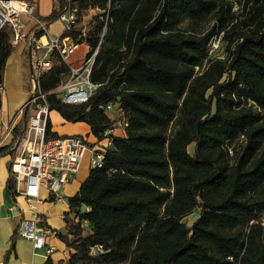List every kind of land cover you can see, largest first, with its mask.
I'll return each instance as SVG.
<instances>
[{
  "label": "trees",
  "instance_id": "16d2710c",
  "mask_svg": "<svg viewBox=\"0 0 264 264\" xmlns=\"http://www.w3.org/2000/svg\"><path fill=\"white\" fill-rule=\"evenodd\" d=\"M57 1L59 9L42 17L49 24L65 6ZM74 2L79 15L107 9L81 39L90 52L100 46L91 74L100 85L78 104L49 94L50 111L86 122L101 140L117 121L105 109L113 103L128 126L69 197L58 232L70 250L65 264H264V0L241 4L240 28L228 0ZM214 10L212 26L199 30ZM216 35L227 42L223 57L210 55ZM13 48L10 28L0 26V87ZM68 72L56 55L43 87ZM29 114L26 106L0 157L16 154ZM52 127L49 116L46 135L60 136ZM239 136L244 142L232 152L228 142ZM8 187L15 199L11 175ZM196 209L188 225L183 218ZM96 245L104 250L92 253Z\"/></svg>",
  "mask_w": 264,
  "mask_h": 264
},
{
  "label": "built area",
  "instance_id": "2783aa9c",
  "mask_svg": "<svg viewBox=\"0 0 264 264\" xmlns=\"http://www.w3.org/2000/svg\"><path fill=\"white\" fill-rule=\"evenodd\" d=\"M108 15V14H107ZM58 21L62 27L53 32L49 24L36 11V0H0V26L7 25L11 30L12 44L25 42L31 45L32 88L28 101L16 111L12 120L0 131V143L13 132L24 113L30 107L25 132L21 138L16 154L10 164L11 176L15 181L17 196H22L28 208L23 209V216L18 224L17 233L33 243V247L45 248L52 253L54 247L48 243L49 238L58 236V230L51 227L38 206L43 201L42 189L47 190L53 199L60 200L59 191L79 172L83 159L90 155V164L101 166L106 149L113 143L114 130L119 124L124 130L128 121L124 111L115 109L108 103L106 111L116 112V124L105 132V137L90 143L79 134H61L47 136V119L50 114L47 96L55 93L65 103L78 104L89 100L100 84L92 78V69L99 51V45L88 51L79 62H71L69 57L75 53L87 36V27L79 21V7L74 0H65V6L59 10ZM80 29L78 37L70 34ZM69 32V33H66ZM221 36H214L209 43L212 57H223L217 53L221 45ZM85 41V40H84ZM59 56L69 66L67 78L52 89H45L42 84L44 74L54 66L55 56ZM0 90H4L1 86ZM104 250L102 245L92 247L91 252ZM2 264H31L8 261Z\"/></svg>",
  "mask_w": 264,
  "mask_h": 264
},
{
  "label": "crops",
  "instance_id": "0c3cea01",
  "mask_svg": "<svg viewBox=\"0 0 264 264\" xmlns=\"http://www.w3.org/2000/svg\"><path fill=\"white\" fill-rule=\"evenodd\" d=\"M54 9H59L57 0H54L52 8L48 12L42 14L39 12V0H36V11L41 17L48 16ZM56 24L58 28L54 29ZM61 27L62 24L58 20H55L50 25L53 32H59ZM88 49V46L82 43L73 54L71 61L75 63L79 62L87 53ZM27 58L31 64L33 58L31 45L25 42L14 45L13 52L7 60L4 74L0 131L5 129L16 111L27 101L28 93H24L22 90L19 91L21 81L28 76L29 69L25 64ZM7 87H9L12 94H14L12 98L10 97L7 99V97L4 96V91ZM15 93H17L16 96L19 97L20 101L13 99ZM52 111L55 112V118L51 117ZM52 111H50L49 116L54 131L59 134L83 135L90 143L97 141V137L92 133L89 124L83 121H67L57 110ZM109 115L111 118H114L116 112H110ZM114 134L125 135L126 131L117 124ZM12 135V133L8 134L3 139V142L0 143V146L9 143L12 139ZM12 157L11 154H4L0 157V264L8 261L44 264L48 257L52 259L54 264H65L70 256V250L59 236L49 238L48 243L54 247V251L49 254L45 248L35 249L30 239L24 238L17 233L18 224L23 216V209L26 210L28 206L22 196L16 195L15 199H13L9 191L8 180L11 175L10 164ZM90 169V155L87 154L83 159L79 172L59 191L61 195L60 200H54L53 196H51L47 190L42 189L41 196L43 197V201L39 204L38 209L51 227L58 231H65V215L70 211L69 197L75 195L79 191L81 184L89 175Z\"/></svg>",
  "mask_w": 264,
  "mask_h": 264
},
{
  "label": "rangeland",
  "instance_id": "374dc122",
  "mask_svg": "<svg viewBox=\"0 0 264 264\" xmlns=\"http://www.w3.org/2000/svg\"><path fill=\"white\" fill-rule=\"evenodd\" d=\"M29 1H32V0H29ZM228 1L232 3V10L229 12V16H232V14L236 15L234 18L231 19L233 21L232 22L230 21V22H231V24L232 23L237 24L238 28H240L241 26H243V22L241 20L245 18V15H241L242 11H241L240 7H241V4L245 0H228ZM53 2H54V0H39V9H40L39 12L42 14L48 12L52 8ZM99 14L101 15L100 19H107V9H103L99 5H96L94 7L90 6L87 9L80 12L79 21L81 24H83L87 27V31L90 29L92 30L93 27L90 24V21L93 19L94 16L99 15ZM215 15H216V10H214L211 14H209L207 19H205L203 22H201L198 29L203 31V32L207 31L212 26L213 22L215 21V19H216ZM189 21H190L189 18L184 19L181 23V27L182 28L188 27ZM57 28H58V25L56 24V26H54V29H57ZM226 44H227V42L222 39L220 49L217 52L219 54V56L224 55ZM72 56L73 55H71L69 57L70 61L72 59ZM71 62H73V61H71ZM25 64L27 65V67L29 69L28 76L23 81H21V86H20L19 91L22 90V92L28 93V97H27V101H28L29 96H30V91L32 88V80H31V73H30L31 64L29 63L28 58L26 59ZM16 94L17 93H15V96H16ZM12 95H14V94H12L10 88L7 87L4 91V96L7 97V99H8L10 97L12 98ZM15 96L13 99L20 101L19 97H17V96L15 97ZM108 114H110V112ZM51 117L55 118V112H53V111L51 112ZM243 140H244L243 136H239V137L235 138L234 140L229 141L227 146L233 152V149L239 148L243 144V142H244ZM192 149H193V146L191 145L190 150L192 151ZM198 216H199V209H196L191 214L185 216L183 218V221H185L188 225H191L198 218Z\"/></svg>",
  "mask_w": 264,
  "mask_h": 264
}]
</instances>
